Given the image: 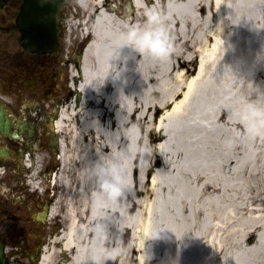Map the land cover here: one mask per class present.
<instances>
[{
	"label": "bare ground",
	"instance_id": "1",
	"mask_svg": "<svg viewBox=\"0 0 264 264\" xmlns=\"http://www.w3.org/2000/svg\"><path fill=\"white\" fill-rule=\"evenodd\" d=\"M123 4L78 0L82 17L67 21L87 42L48 157L58 192L46 214L64 225L39 264H264V0ZM150 9L172 25L167 58L124 39ZM29 159L40 188L42 155ZM98 159L131 194L98 195Z\"/></svg>",
	"mask_w": 264,
	"mask_h": 264
},
{
	"label": "flooded vegetation",
	"instance_id": "2",
	"mask_svg": "<svg viewBox=\"0 0 264 264\" xmlns=\"http://www.w3.org/2000/svg\"><path fill=\"white\" fill-rule=\"evenodd\" d=\"M75 2L33 0L23 33L24 0H0V241L5 264H39L45 246L44 222L52 200L36 196L27 158L41 153L38 164L44 165L58 150L54 122L68 99L70 70L78 66L83 48V43H66V10ZM25 36L40 49L24 48Z\"/></svg>",
	"mask_w": 264,
	"mask_h": 264
},
{
	"label": "clouds",
	"instance_id": "3",
	"mask_svg": "<svg viewBox=\"0 0 264 264\" xmlns=\"http://www.w3.org/2000/svg\"><path fill=\"white\" fill-rule=\"evenodd\" d=\"M142 25H130L124 34L127 45L141 53L147 52L156 58H167L173 52V37L171 29L163 14L150 9L145 14ZM91 180L97 185L100 196H107L113 200H120L131 194L125 184L123 170L119 166L106 165L102 159L96 160L88 170ZM98 236L103 237L107 232V225L98 222L95 225Z\"/></svg>",
	"mask_w": 264,
	"mask_h": 264
},
{
	"label": "rangeland",
	"instance_id": "4",
	"mask_svg": "<svg viewBox=\"0 0 264 264\" xmlns=\"http://www.w3.org/2000/svg\"><path fill=\"white\" fill-rule=\"evenodd\" d=\"M123 6H124V9L126 11H128L129 7H128V4H127V0H124ZM66 16H67V21L71 22L70 24L78 22V20L82 17L76 2L73 5H71L69 7V9L66 10ZM169 27H170L171 33H172V25H169ZM67 32H68V39L69 40L68 41L66 40V43L70 44L71 47H73L75 44L81 45L82 43L83 44L86 43L87 39H83V37L81 36V32H79V30L76 29V28H72L69 24H67ZM66 89H67V93H68V98H70V96H72V92L71 93L69 92L70 91L69 88H66ZM57 135L60 136V133H58ZM50 157H51V155H50ZM50 157H49V159H50ZM47 163H48V161H47ZM47 163L44 164V165H40V168H39V170L41 171V169H43V167H45L44 168L45 171H44V169H43V171L46 173L45 174V179H44L46 181V183H43V181L41 180V184L40 185H41V188L42 187L43 188H47V190L44 191L47 194L42 193L43 191L41 192V190L40 191H36L37 193H35V194L39 198L49 199L50 197H53V195L56 192H58V191L53 185L51 186V182L48 181L49 173H50V171L53 170L52 168L56 167V163L53 164V165L51 164V161L48 164ZM39 179H41V178H39ZM50 187H52L53 189L50 188ZM61 202H58L60 211H62ZM44 225H46V228H45L46 232L44 231V233H45L44 235H46V242H48V240H50L49 238H52V236L55 235V231L56 230L59 231L61 228H63L62 226L64 224L62 222H60V220H57V219H54V218H47V220L44 222ZM57 257L60 260H62V256L57 255Z\"/></svg>",
	"mask_w": 264,
	"mask_h": 264
},
{
	"label": "water",
	"instance_id": "5",
	"mask_svg": "<svg viewBox=\"0 0 264 264\" xmlns=\"http://www.w3.org/2000/svg\"><path fill=\"white\" fill-rule=\"evenodd\" d=\"M33 0H27V4H31ZM25 44H29L30 42L29 41H24ZM0 264H4V260H3V257H2V246L0 244Z\"/></svg>",
	"mask_w": 264,
	"mask_h": 264
}]
</instances>
